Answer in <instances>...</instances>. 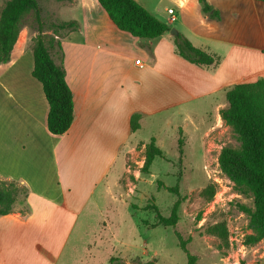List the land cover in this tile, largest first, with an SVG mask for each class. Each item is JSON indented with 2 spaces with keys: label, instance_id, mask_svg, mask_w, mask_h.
I'll return each instance as SVG.
<instances>
[{
  "label": "crops",
  "instance_id": "0c3cea01",
  "mask_svg": "<svg viewBox=\"0 0 264 264\" xmlns=\"http://www.w3.org/2000/svg\"><path fill=\"white\" fill-rule=\"evenodd\" d=\"M169 1L165 11L173 7L175 21L184 10L177 33L218 56V63L184 59L170 31L138 38L111 21L107 29L101 24L86 31L94 40L64 35L59 39L73 120L61 134L47 129L48 103L31 74V47L18 37L9 61L0 64V179L27 188L13 211L0 215V264H57L97 188L117 162L124 167L127 148L150 137L160 146L155 126L176 131L174 119L210 98L222 120L226 90L264 77V1L206 0L218 17L204 12L199 0ZM165 15L161 20L171 26L175 21ZM134 113L139 128L132 131Z\"/></svg>",
  "mask_w": 264,
  "mask_h": 264
},
{
  "label": "rangeland",
  "instance_id": "374dc122",
  "mask_svg": "<svg viewBox=\"0 0 264 264\" xmlns=\"http://www.w3.org/2000/svg\"><path fill=\"white\" fill-rule=\"evenodd\" d=\"M4 1L0 0V9ZM136 1L159 19L166 14L165 7L172 5L169 0ZM73 2L38 0L45 33H52L50 22L72 19L78 22V28L67 34L94 40L86 31L101 24L106 29L113 25L97 0H76L79 4L69 9ZM179 10L171 27H178L184 11ZM37 26L32 12L23 18L19 39L28 47L33 45ZM187 109L174 119L179 124L176 131L174 127L162 132L158 125L153 128L160 146L155 138L153 143L161 147V156H154L151 137L126 149L124 167L117 162L97 188L57 264H109L111 256L125 264H187V253L180 247L177 233L186 240L188 252L195 255V264H264V237L249 242L253 232L241 208L252 207V197L235 188L218 162L224 146H239L236 134L214 116L211 98ZM150 155L153 156L148 161ZM166 186H177L178 193ZM206 186L213 189L210 197L209 191L202 192ZM177 198L180 202L176 225L156 224V213L168 216Z\"/></svg>",
  "mask_w": 264,
  "mask_h": 264
},
{
  "label": "trees",
  "instance_id": "16d2710c",
  "mask_svg": "<svg viewBox=\"0 0 264 264\" xmlns=\"http://www.w3.org/2000/svg\"><path fill=\"white\" fill-rule=\"evenodd\" d=\"M115 26L138 38H156L171 26L149 12L136 0H97ZM204 12L218 17L206 0H199ZM264 1V0H262ZM32 12L37 22V35L31 47L33 67L31 74L41 82L48 103L46 125L49 132H65L73 120V98L63 66V52L60 39L68 31L78 28L76 20L52 21L48 24L52 33L44 32L41 20V6L38 0H5L0 9V64L10 59L11 50L16 43L23 18ZM177 53L196 65H211L219 57L194 46L180 32L173 36ZM57 59V60H56ZM227 105L219 113L223 122L231 127L239 142L238 147L224 146L218 157L222 171L233 181L235 188L252 197L253 206L242 205L246 212L252 234L249 242L254 243L264 237V77L253 81L235 83L225 92ZM140 115L134 113L130 118L131 130L139 128ZM150 144L154 156H161L162 150ZM178 152L183 153L182 139L178 138ZM179 155V156H180ZM150 155L148 161L152 159ZM167 190L178 193L177 186H166ZM212 196L213 189L206 186L202 192ZM27 188L13 180L0 179V215L10 213L19 195L25 197ZM177 198L168 216L156 213L157 222L164 226H175L178 220ZM180 247L187 253V264H195V255L188 252L186 240L177 233ZM109 264H125L116 256L109 257ZM140 264H152L146 261Z\"/></svg>",
  "mask_w": 264,
  "mask_h": 264
},
{
  "label": "built area",
  "instance_id": "2783aa9c",
  "mask_svg": "<svg viewBox=\"0 0 264 264\" xmlns=\"http://www.w3.org/2000/svg\"><path fill=\"white\" fill-rule=\"evenodd\" d=\"M166 12L168 14V23H172L176 20V15L174 12V8L173 7H168L166 9Z\"/></svg>",
  "mask_w": 264,
  "mask_h": 264
},
{
  "label": "water",
  "instance_id": "95a60500",
  "mask_svg": "<svg viewBox=\"0 0 264 264\" xmlns=\"http://www.w3.org/2000/svg\"><path fill=\"white\" fill-rule=\"evenodd\" d=\"M169 31L172 34H176L177 33V31H176V29L174 27H171Z\"/></svg>",
  "mask_w": 264,
  "mask_h": 264
}]
</instances>
